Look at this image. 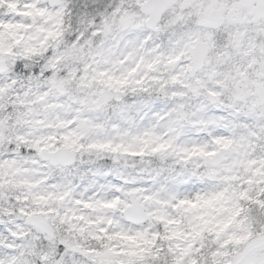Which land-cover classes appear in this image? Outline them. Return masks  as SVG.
Instances as JSON below:
<instances>
[{
	"label": "snow or ice",
	"instance_id": "obj_1",
	"mask_svg": "<svg viewBox=\"0 0 264 264\" xmlns=\"http://www.w3.org/2000/svg\"><path fill=\"white\" fill-rule=\"evenodd\" d=\"M0 8V264H264V0Z\"/></svg>",
	"mask_w": 264,
	"mask_h": 264
},
{
	"label": "clouds",
	"instance_id": "obj_2",
	"mask_svg": "<svg viewBox=\"0 0 264 264\" xmlns=\"http://www.w3.org/2000/svg\"><path fill=\"white\" fill-rule=\"evenodd\" d=\"M8 11V9L0 8V15H5ZM192 23L194 26V16L192 18ZM14 31L15 29H13V32ZM64 31H69L67 25H65ZM7 32L8 30L5 29L3 40L0 41V73H4L5 75L13 68L17 60L27 61L29 65H39L41 61H43L42 67L46 68L55 64L57 58H63L66 55L65 49L60 47V44L64 43V41H57L54 38L56 33L49 34L53 36L51 40H48L47 37L32 41L25 38L22 43L13 44L9 41ZM32 35L35 36L36 34L32 33ZM262 43H264V41H262ZM49 49H51L50 54L48 51ZM87 158L88 157H85V159ZM0 243H2V241H0Z\"/></svg>",
	"mask_w": 264,
	"mask_h": 264
}]
</instances>
